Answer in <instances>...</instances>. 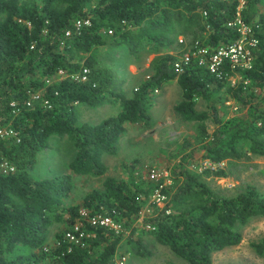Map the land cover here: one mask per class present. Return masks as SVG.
Returning a JSON list of instances; mask_svg holds the SVG:
<instances>
[{"label": "trees", "instance_id": "1", "mask_svg": "<svg viewBox=\"0 0 264 264\" xmlns=\"http://www.w3.org/2000/svg\"><path fill=\"white\" fill-rule=\"evenodd\" d=\"M258 1L245 0L246 21L254 19ZM235 4L236 0H0V122L16 131L14 137L0 140V164L5 160L14 166L6 172L0 166V264H114L122 233L87 225L93 235L85 246L72 245L69 251L65 241L42 247L45 233L56 221L69 226L75 221L80 204H64L73 175L103 174V155L118 150L126 123L149 124L151 92L173 78L181 88L174 109L194 122L195 129L192 138L184 136L177 144L179 157L171 167V182L160 188L166 202L143 217V223L152 226L145 231L188 263L210 264L213 251L238 243L241 227L252 217L264 216V192L254 184L225 195L205 179L226 176L224 168L213 163L241 159L248 155L247 149L264 154V12L257 15L259 44L250 66L232 70L223 64L224 71L238 72L248 80L246 88L242 81L224 88L228 96L249 105L244 116L220 115L215 102L226 81L205 65L192 61L181 71L174 68V60L185 49L182 41H177L183 48L180 52H159L178 35H190V42L201 39L210 49L231 41L238 33L226 22L233 17ZM78 18L90 22L76 27ZM104 44L124 45L131 54L157 52L148 63L150 73L130 96L122 91L124 78L92 53ZM60 70L59 79H47ZM251 87L261 95L248 90ZM28 89L42 97L28 105ZM198 99L204 101V109L197 108ZM13 100L20 106L16 113ZM104 102H118L120 109L95 123L77 122L78 103L95 107ZM207 120L214 125L212 131ZM56 134L66 135L75 149L69 171L33 177L30 171L39 150L49 146V136ZM197 150L198 157L211 162L199 172L187 166ZM141 181L142 186L131 176L108 175L101 188L84 194L81 203L91 212L111 215L123 230L129 228L127 239L134 254L149 252L142 238L133 236V222L162 179ZM62 233H54L55 240ZM251 245L264 254V235ZM21 246L34 249L17 252Z\"/></svg>", "mask_w": 264, "mask_h": 264}, {"label": "rangeland", "instance_id": "2", "mask_svg": "<svg viewBox=\"0 0 264 264\" xmlns=\"http://www.w3.org/2000/svg\"><path fill=\"white\" fill-rule=\"evenodd\" d=\"M189 36L178 35L172 44L162 47L159 52H180L179 50L185 47L184 52L192 42H190ZM179 38H182L183 48L177 44V41L181 42ZM92 53L98 61L110 65L120 77L124 78L122 91L125 95L130 96L132 88L150 73L148 63L157 52L140 50L136 54H131L124 45L104 44L95 46ZM62 75L63 72L59 71L47 79L49 81L59 79ZM240 80L239 76H234V81ZM224 84L215 102L220 115L223 118L244 116L249 105L237 102L228 96L224 88L229 83L225 82ZM243 84L245 85L243 88H246L248 81H244ZM251 89L255 91V94L261 95L258 89L251 87L248 90ZM180 99L181 88L175 78L169 79L161 87L155 88L151 92V104L148 108L149 124L126 123L125 131L118 143V150L115 153L103 155L105 172L98 176L73 175L74 185L64 204L78 203L83 206L81 203L84 194L93 188H101L104 177L108 175L119 179H128L131 176L134 177L136 184L139 183L142 186L145 183L141 180L145 182L155 181L149 175V169L154 168L161 175L167 173L166 177L169 181L171 167L174 162L178 161L179 157V154H176L178 151L177 144L182 142L184 136L192 138L195 129L194 122L184 120L174 109L175 104ZM197 108L200 110L205 108L203 100H197ZM119 109L120 104L118 102H104L95 107L78 103L77 122L95 123L106 116L115 114ZM207 126L210 131L213 130L214 125L210 120H207ZM262 139L264 141V134ZM48 141L50 145L39 150L36 163L30 171L35 178L51 177L69 171L67 166L75 152L72 142L66 135L57 134L49 136ZM197 151L187 166L199 172L202 167L211 165V162L208 159L198 157L201 151ZM247 154L241 159H223L213 163L211 166L215 168L223 167L226 176H208L205 178L206 181L225 195H233L249 183L254 184L260 191L264 192V154L252 153L248 149ZM153 194V191L149 193L139 216L133 222L136 226L133 236H140L149 252L134 254L130 251L132 243L127 239L129 237V228H127L120 232L123 235L115 256L117 258L124 256L123 264H190L145 231L148 227L143 223V217L150 216L153 209L163 206L166 202V198L158 202ZM67 228L69 225L64 220L51 224L45 233L42 247L53 246L55 243L54 233L62 232ZM143 228L144 230H142ZM241 232L242 238L238 243L225 246L211 253L210 264H264V254L256 253L251 245L252 241L258 240L264 235V216L252 217L241 227ZM32 249L34 248L21 246L17 252L27 253Z\"/></svg>", "mask_w": 264, "mask_h": 264}, {"label": "built area", "instance_id": "3", "mask_svg": "<svg viewBox=\"0 0 264 264\" xmlns=\"http://www.w3.org/2000/svg\"><path fill=\"white\" fill-rule=\"evenodd\" d=\"M244 3V0H237L233 17L226 22L227 26L233 28L238 33L234 39L213 49H210L209 45L204 44L201 39H194L188 49L182 52L174 60V68L177 71H181L185 66L189 65L192 61H195L197 64L205 65L211 73L215 74L219 78H223V80L230 85H234L235 83L238 84L241 81H243V83L244 81H248L247 79L242 78V75L238 72L229 73L223 69V64H225V62L229 64L232 70L237 67L250 66L253 51L259 44V37L256 33L260 28V23L248 22L244 19L242 13ZM203 15H206L205 11L203 12ZM89 22L90 21L87 18H78L74 21V24L76 27H79L81 24H89ZM66 33H69V30L66 31ZM179 41H182V38H179ZM87 71L88 69L86 67L83 68L80 79L83 80L86 78ZM234 76H239L241 80L238 82L234 81ZM27 91L30 97L26 102L28 105L31 103V100L40 99L42 97L39 91H32L30 89ZM43 102L44 104H47L48 100L44 99ZM10 104L13 106V113L20 110V106L15 100L11 101ZM15 135L16 131L13 127L0 122V140L8 139L10 137H14ZM0 166L4 172L14 169V166L5 160L1 162ZM149 175L154 178L155 181L162 179L161 184H159V186L152 191L154 192L153 195L156 196L158 202L161 199L164 200L166 195L161 193L160 188L163 184L170 182L171 178L167 181V173L161 175L154 168L149 169ZM87 225L104 226L112 229L115 233L123 231L121 223L118 220H115L111 215L103 211L91 212L88 207L80 206L78 216L75 221L71 223L69 228L63 231L62 237L55 240V243L60 244L65 241L67 243L66 251H69L72 248V245L85 246L87 238L93 235L92 232L87 229ZM147 227L151 228L152 226L147 224ZM124 259V256L119 258L115 257L113 263L123 264Z\"/></svg>", "mask_w": 264, "mask_h": 264}, {"label": "crops", "instance_id": "4", "mask_svg": "<svg viewBox=\"0 0 264 264\" xmlns=\"http://www.w3.org/2000/svg\"><path fill=\"white\" fill-rule=\"evenodd\" d=\"M245 1V0H244ZM236 3H237V0H236ZM245 4V3H244ZM236 5V4H235ZM256 8H257V11L255 12V17L254 19L250 20L252 22H258L260 23V21L257 19V15L260 14V13H263L264 12V0H259L256 4ZM244 17V16H243ZM249 21V22H250ZM261 26V24H260Z\"/></svg>", "mask_w": 264, "mask_h": 264}]
</instances>
